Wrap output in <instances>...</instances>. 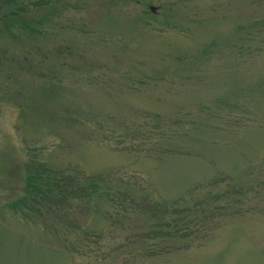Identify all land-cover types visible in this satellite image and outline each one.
Segmentation results:
<instances>
[{
	"label": "rangeland",
	"instance_id": "1",
	"mask_svg": "<svg viewBox=\"0 0 264 264\" xmlns=\"http://www.w3.org/2000/svg\"><path fill=\"white\" fill-rule=\"evenodd\" d=\"M0 264H264V0H0Z\"/></svg>",
	"mask_w": 264,
	"mask_h": 264
},
{
	"label": "trees",
	"instance_id": "2",
	"mask_svg": "<svg viewBox=\"0 0 264 264\" xmlns=\"http://www.w3.org/2000/svg\"><path fill=\"white\" fill-rule=\"evenodd\" d=\"M57 185L60 186V184L56 183V186H57ZM52 192H53V191H51V193H52ZM63 192H64V191H63Z\"/></svg>",
	"mask_w": 264,
	"mask_h": 264
},
{
	"label": "water",
	"instance_id": "3",
	"mask_svg": "<svg viewBox=\"0 0 264 264\" xmlns=\"http://www.w3.org/2000/svg\"><path fill=\"white\" fill-rule=\"evenodd\" d=\"M152 10H153V11H155V10H156V8H154V7H153V8H152Z\"/></svg>",
	"mask_w": 264,
	"mask_h": 264
}]
</instances>
